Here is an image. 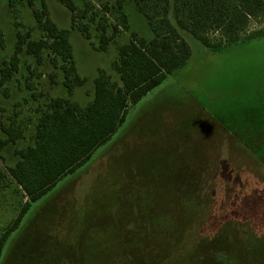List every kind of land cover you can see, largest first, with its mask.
<instances>
[{
    "label": "rangeland",
    "instance_id": "1",
    "mask_svg": "<svg viewBox=\"0 0 264 264\" xmlns=\"http://www.w3.org/2000/svg\"><path fill=\"white\" fill-rule=\"evenodd\" d=\"M140 3L156 23L165 16L167 0H123L122 7L118 0H75L73 26L70 10L58 0H0V69L10 67L17 35L23 38L18 67L0 86V235L28 199L8 171L19 159L15 152L34 144L51 99L68 97L63 65L74 64L85 78L70 95L80 106L93 99L101 71L121 84L114 68L120 45L132 32L147 40L154 35ZM44 4L45 17L69 29L73 60L64 62L48 47L41 60L28 52V41L46 38L34 16ZM155 5L161 13L155 14ZM103 26L108 35L117 28L106 51L100 48ZM263 26L264 14L251 17L241 39L229 44L212 28L207 34L222 42L219 49L181 29L192 50L189 60L130 108L86 165L32 204L8 237L0 264H129V250L147 248H125L117 224L136 215L146 217L149 231L161 233L171 224L176 232L182 225L165 258L145 257V264H186L202 239L220 234L225 243L200 264H232L231 247L238 249L234 264H264V168L243 148V138L264 133V35L243 38ZM4 126L21 132L15 143L2 144ZM155 198L162 203L158 212L150 211Z\"/></svg>",
    "mask_w": 264,
    "mask_h": 264
},
{
    "label": "trees",
    "instance_id": "2",
    "mask_svg": "<svg viewBox=\"0 0 264 264\" xmlns=\"http://www.w3.org/2000/svg\"><path fill=\"white\" fill-rule=\"evenodd\" d=\"M58 1L70 10L71 23L73 26L76 25L75 0ZM118 4L122 7L123 0H118ZM155 6V14L161 13L159 6ZM139 10L146 17L154 35L152 39L147 40L132 32L129 41L120 45L114 68L121 84L101 71L94 81L93 99L85 106H80L70 99V95L75 87L85 83V78L77 74L74 64L63 65L64 85L68 97L51 99L48 109L40 115L34 144L16 150L19 159L8 169L28 199L23 203L13 222L0 235V258L8 237L20 226L32 204L52 191L65 177L86 165L93 153L106 144L124 123L130 108L189 60L192 50L181 29L187 30L206 47L219 49L223 46L222 42L212 41L207 32L212 28L218 29L227 40L226 44L241 39L240 34L246 30L250 18L264 14V0H167L162 10L165 16L158 23L154 21L152 13L146 11L144 4L140 3ZM170 12L173 13V20L168 16ZM46 14L45 4L41 12H34L40 29L46 32V38L28 41V52L41 60L43 50L48 47L64 62L73 60L69 29L60 28L51 18H46ZM125 21L124 26L129 29L126 18ZM102 29L100 48L106 51L110 41L114 39L117 28L112 35H108L105 26ZM259 35H264V26L249 32L243 38ZM17 38L10 67L4 65L0 69V86L12 77L13 71L18 67V55L23 38L21 34H18ZM4 131L8 135L6 140L2 141L4 145L15 143L21 134L14 126H4ZM243 148L245 150L248 148V153L264 168L263 132L257 133L256 137L243 138ZM200 174L202 175L201 172ZM3 176L0 167V180ZM189 189L190 187H187L183 191ZM154 200L156 202L151 204L150 211L158 212L162 203L159 202V198ZM152 212L149 214L150 218ZM145 222L146 217L136 215L126 221L121 218L117 224L119 240L125 248L134 244H145L147 248L140 250L136 248L135 252L129 250L124 257L126 261L129 260V264H145L143 262L145 257L153 260L163 259L171 250L165 248L166 245L173 246L179 241L176 237L182 225H179L176 232H171V224L162 225L164 228L160 233L145 229ZM147 226H154V222L148 221ZM216 241L219 242L214 245ZM224 243L225 238H222L221 234L215 238L202 239L197 249L190 254L186 264H200L209 258L214 259L207 256V252L216 254L218 247ZM234 243L239 245L240 241ZM241 244L243 246V240ZM236 250L238 249L231 247L230 253L227 254V260L232 264L235 263L232 261Z\"/></svg>",
    "mask_w": 264,
    "mask_h": 264
}]
</instances>
